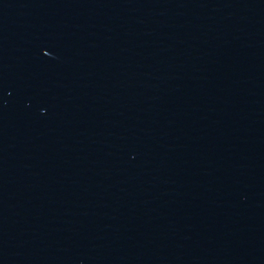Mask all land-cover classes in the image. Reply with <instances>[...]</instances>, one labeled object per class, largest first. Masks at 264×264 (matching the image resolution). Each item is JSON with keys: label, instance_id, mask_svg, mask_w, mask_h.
I'll return each instance as SVG.
<instances>
[{"label": "water", "instance_id": "1", "mask_svg": "<svg viewBox=\"0 0 264 264\" xmlns=\"http://www.w3.org/2000/svg\"><path fill=\"white\" fill-rule=\"evenodd\" d=\"M0 264H264V0H0Z\"/></svg>", "mask_w": 264, "mask_h": 264}]
</instances>
